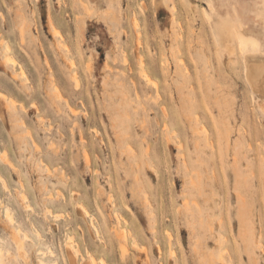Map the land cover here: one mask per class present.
<instances>
[{"label":"rangeland","instance_id":"rangeland-1","mask_svg":"<svg viewBox=\"0 0 264 264\" xmlns=\"http://www.w3.org/2000/svg\"><path fill=\"white\" fill-rule=\"evenodd\" d=\"M233 25L264 50V0H0L6 264L48 247L64 264L73 244L77 264H264V94L246 75L264 56Z\"/></svg>","mask_w":264,"mask_h":264},{"label":"bare ground","instance_id":"bare-ground-1","mask_svg":"<svg viewBox=\"0 0 264 264\" xmlns=\"http://www.w3.org/2000/svg\"><path fill=\"white\" fill-rule=\"evenodd\" d=\"M113 22V21H112ZM116 23V22H115ZM137 24V21L135 20V25ZM21 32H23V30H21ZM229 32L231 33V32H233V35H236L237 36V38H238V40H239V44H240V49L242 50V52L243 53H245V54H248V55H251V57H255V55L257 56V55H261V57L262 56H264V50L263 49H261V46H260V42H259V40L258 39H256L252 34H250V32H248L243 26H238V25H233V28H229ZM1 41H3V40H1ZM9 43H7V47L9 46L8 45ZM62 44V43H61ZM9 49H10V46L8 47ZM6 49V48H5ZM262 59V58H261ZM264 59V58H263ZM4 62H6V63H9V62H13L14 61V64H15V62H16V59H15V57H14V55H12L11 53H5L4 54ZM2 61H3V58H2ZM72 62V61H71ZM73 62H75V61H73ZM71 63V64H74V63ZM246 75H247V77H248V79L251 81V85H252V87L256 90V91H258V92H260V93H262V94H264V60H260V62H259V64H257L256 62H254V63H252V62H246ZM15 67V66H14ZM22 70L24 69L23 67L21 68ZM21 69H20V71H21ZM145 70V69H144ZM18 72V71H17ZM16 72V73H17ZM146 72V71H145ZM15 73V72H14ZM147 73V72H146ZM25 74V73H24ZM73 74H77V73H73ZM72 74V75H73ZM148 74V73H147ZM15 76H16V74H14ZM76 78H75V77ZM74 76H72V77H74L75 79H76V81H77V79H78V76L77 75H74ZM146 76V75H145ZM148 76H150L149 74H148ZM148 76H146V77H148ZM17 77H19V76H17ZM16 77V78H17ZM149 78V77H148ZM151 78V77H150ZM150 80H152V79H149V81ZM77 83H78V81H77ZM17 99H15L13 96H11L8 92H5V91H2L1 89H0V105L1 106H7L8 108H11L10 109V112H11V110H13V108H15L16 106H17ZM22 103V102H21ZM23 104V103H22ZM24 107V106H23ZM7 110H9V109H7ZM74 110V111H73ZM72 111L73 112H75V109H73ZM10 112H9V115H10ZM12 114V113H11ZM13 114H15L14 112H13ZM114 128V127H113ZM116 131V130H115ZM117 132V131H116ZM115 132V133H116ZM120 133V132H119ZM83 134V133H82ZM116 135V137L118 136V134H115ZM120 135V134H119ZM83 136V135H82ZM121 136V135H120ZM119 137V136H118ZM82 139H85V138H83L82 137ZM120 138H118V140H119ZM125 139V138H124ZM103 140V139H102ZM103 142V141H102ZM120 142V141H119ZM118 142V143H119ZM34 143H36V145H38L37 144V142L35 141ZM83 144V143H82ZM54 145V144H53ZM39 146V145H38ZM38 146H35V148H37ZM119 146V145H118ZM58 147V146H57ZM39 148V147H38ZM54 148H56V146H54ZM119 148V147H118ZM86 149V148H85ZM120 149V148H119ZM52 150H53V146H52ZM59 150V149H58ZM55 151V150H54ZM58 152V151H57ZM87 152H88V150H87ZM86 152V153H87ZM86 153L84 152V154L86 155ZM55 154H57V153H55ZM88 155V157H86L85 158V160L86 159H88L89 157H90V155L89 154H87ZM86 155V156H87ZM6 156V155H5ZM5 156H2L3 158L2 159H4V158H6ZM5 160V159H4ZM6 161H7V159H6ZM89 161V160H88ZM91 161V160H90ZM86 163H87V161H86ZM17 168V167H16ZM16 168H14V169H16ZM56 169V168H55ZM48 170H49V168H48ZM64 170V169H63ZM98 169L96 168V171H97ZM50 171V170H49ZM56 171V170H55ZM55 174V173H54ZM59 175H61V177H62V172H61V174H59ZM65 175V174H64ZM63 175V176H64ZM0 176H1V178L3 179V181H4V185H5V187L6 186H8L6 183H7V181L5 182V180H4V177H2V175L0 174ZM59 177V176H58ZM21 180V179H20ZM22 182V181H21ZM47 186V185H46ZM16 188H18V187H16ZM16 190V189H15ZM59 190V189H58ZM40 191V190H39ZM22 193V192H21ZM56 195H58V194H56ZM64 195V194H63ZM27 196V195H26ZM51 196V195H50ZM23 197V196H22ZM0 199H1V197H0ZM21 201V200H20ZM188 203V202H187ZM186 203V204H187ZM24 205V204H23ZM8 207V206H7ZM28 207V206H27ZM34 207V206H33ZM188 207V206H187ZM47 209H49V208H47ZM88 209V208H87ZM8 212H6L7 213V217L11 220L12 218H14L13 217V214L11 213V211H10V208H8V210H7ZM49 211H50V209H49ZM52 212V211H51ZM53 213V212H52ZM57 214H59V213H56V215ZM116 215H117V218L120 220V217H119V215H118V213H116ZM62 216H63V212H62ZM57 217V216H56ZM58 217H59V215H58ZM57 217V218H58ZM92 221H93V218H92ZM91 221V222H92ZM94 222V221H93ZM120 222V221H119ZM33 224V223H32ZM94 224V223H93ZM80 227H81V225H80ZM94 227H95V224H94ZM37 229V228H36ZM96 229L98 230V228L96 227ZM19 230V229H18ZM127 230V229H126ZM18 232V231H17ZM17 232H15V228H14V231H13V235L11 236L12 237V239L15 241V244H16V247H17V249H18V251L23 255L24 254V252L22 253L20 250H22L23 249V251H25L24 250V247H23V241H21V238H19V236H18V233ZM38 232V236H39V238H40V236L42 237V234H40L41 232L38 230L37 231ZM98 232V234H99V231H97ZM170 232V231H169ZM25 233V232H24ZM116 233H117V235H118V237L119 238H121V239H123V236H125V238H126V236L128 235V233L124 230V229H118V230H116ZM97 234V235H98ZM26 235V234H25ZM170 235L172 236V234H171V232H170ZM70 236V235H69ZM99 236V235H98ZM171 236H169V237H171ZM75 238V237H74ZM118 238V239H119ZM69 239V238H68ZM72 239H73V237H72ZM99 239H100V237H99ZM32 240V239H31ZM101 240V239H100ZM124 240V239H123ZM102 241V240H101ZM123 246V244L121 243L120 244V246ZM69 248H67V250L65 251V254L63 255V260H64V264H77V253L79 254V249H73V246H74V244L72 245V247H70L69 245H67ZM78 246H79V244H78ZM124 247H126V246H124ZM72 248V249H71ZM74 248H75V246H74ZM78 248V247H77ZM87 248V247H86ZM122 248V247H121ZM124 249V248H123ZM126 249V248H125ZM7 250V248H5V246L4 245H2V244H0V264H6V262H5V251ZM9 251V250H8ZM87 251H88V249H87ZM125 251V250H124ZM127 251V250H126ZM173 251V250H172ZM199 251V250H198ZM174 252V251H173ZM172 252V253H173ZM222 252V251H221ZM26 253V252H25ZM39 253H40V258H39V260H40V263L41 264H60V261H59V259H58V257H57V255L55 254V251L53 250V248L52 247H48V248H41L40 250H39ZM125 253H127V252H125ZM27 254V253H26ZM122 254H123V252H122ZM221 254V253H220ZM25 255V254H24ZM47 255H49L50 257H54V259H50V258H47L46 256ZM89 255H90V253H89ZM123 255H125V254H123ZM172 255V254H171ZM12 256V255H11ZM15 256V255H14ZM21 256V255H20ZM24 257V256H23ZM15 258H16V256H15ZM211 259V258H210ZM19 260V259H18ZM202 260V259H201ZM10 261V263L9 264H11V261L12 260H9ZM210 261H212V259L210 260ZM17 262V261H16ZM213 262V261H212ZM86 264H97V261H96V259H95V257L93 256V255H90V259L87 261V263ZM211 264V263H210ZM212 264H214V262L212 263Z\"/></svg>","mask_w":264,"mask_h":264}]
</instances>
